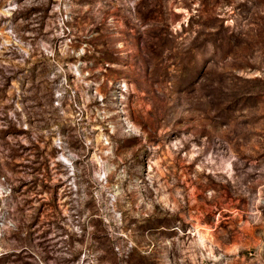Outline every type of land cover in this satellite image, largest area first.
I'll return each mask as SVG.
<instances>
[{"label": "rangeland", "instance_id": "1", "mask_svg": "<svg viewBox=\"0 0 264 264\" xmlns=\"http://www.w3.org/2000/svg\"><path fill=\"white\" fill-rule=\"evenodd\" d=\"M0 264H264V0H0Z\"/></svg>", "mask_w": 264, "mask_h": 264}]
</instances>
